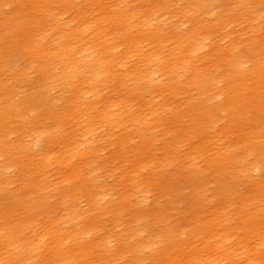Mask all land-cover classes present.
<instances>
[{
  "label": "rangeland",
  "instance_id": "374dc122",
  "mask_svg": "<svg viewBox=\"0 0 264 264\" xmlns=\"http://www.w3.org/2000/svg\"><path fill=\"white\" fill-rule=\"evenodd\" d=\"M61 1L64 0L52 4L51 13L58 17L59 27L48 35V40L53 39L50 44L81 23L95 26L93 21L98 17V12L92 10L96 9L93 0H72L64 14L59 8ZM152 1L143 0L146 5ZM168 1L169 10L156 21L163 22L152 27L173 35V42L163 43L167 52L161 61L171 56L174 62L180 61L175 38L187 34L198 21L209 24L211 17L190 16L188 11H194V0ZM211 1L210 15L238 2ZM102 3L112 5L111 0ZM19 5L12 1L1 7L0 19L11 15ZM254 11L257 20L250 23L253 30L244 17L232 20L212 40L202 41L191 63L173 73V81L181 86L173 93L162 89L169 80L166 72L153 70L152 64L143 65L130 56L123 59L122 47L114 52L121 65L112 68L110 76L97 85L88 84L86 77L84 80L70 74L58 79L62 64L53 60L52 52L33 58L30 53H20L7 59V67L0 74L6 86L0 104L10 102L6 95L9 91L15 102L26 94H32L35 102L34 111L24 109L22 125L14 117L0 122V232L15 239L8 244L6 236L2 238L0 234V243L4 241L0 252H6L0 254V264H172L173 256L189 255L192 243L196 246L205 239L215 245V240L206 239L204 233L220 226L229 235L225 247L233 244V248L243 252L248 245L263 250L264 246L259 245L264 242V89L256 97L249 89L251 108L243 113L240 124L225 127L228 114L221 109L228 90L222 80L227 73L225 67L208 65L219 52L231 57L226 50L230 44L233 52L240 55L241 71L264 62V6H257ZM43 20L38 16L34 25ZM33 29L27 31L28 41L36 34ZM82 36L92 47L99 43L90 30L77 38ZM22 38L26 43L25 35ZM254 42V48L249 50ZM141 46L146 51L149 45L145 42ZM147 69L146 80L150 79L152 85H143L145 89L139 90L134 81L123 78L131 72H138L131 73L135 77L141 76ZM53 72H57L54 77ZM196 73L211 82L210 92L205 94L204 89L185 86ZM256 82L249 79L245 89ZM206 112L216 117L204 121L201 116ZM194 118L198 120L196 124L191 122ZM96 192L107 196L100 210L90 201ZM244 222L246 231L249 224H255L257 229L249 231L252 235L239 243L237 228L244 227ZM79 224L87 232H81ZM62 227L68 233L77 229L73 242L64 245L61 241L50 245L52 248L47 241L44 249L26 250L27 242L36 241V233L60 231ZM194 233L196 237L188 238ZM22 238L25 241L19 240ZM214 254H209V260L220 261V253Z\"/></svg>",
  "mask_w": 264,
  "mask_h": 264
},
{
  "label": "bare ground",
  "instance_id": "6f19581e",
  "mask_svg": "<svg viewBox=\"0 0 264 264\" xmlns=\"http://www.w3.org/2000/svg\"><path fill=\"white\" fill-rule=\"evenodd\" d=\"M12 1L19 2L21 4V7L19 5L15 10L14 9L12 10L11 15L4 16L0 19V74L4 72V69H6L7 67V64L9 62L7 61V59L11 57L12 60L14 55L16 54L21 53L25 55L26 53H30V57L33 58L34 55L38 56L40 53L46 54L48 52H52L53 60L60 62L62 64V68L60 71H58V75L57 76L55 75L57 72H53L52 77L56 76L58 79L63 80L64 77H67L70 74L76 78L86 77V79L88 78L87 80L85 78L83 79L86 80L88 84L97 85L100 81L110 76V72L112 68L121 65L120 64L121 60L118 59V57L115 55L114 52L118 49V47H122L123 59H128V57L130 56L139 60L141 63L144 62L143 65H146L148 63L152 64L154 66L153 70L159 69L160 71L166 72V77L169 78V80L162 87V89L164 91H170L172 93H173V89H178L179 87H181L180 84H177L176 82L173 81V73L176 70L181 69L182 65L187 66L191 63V60L194 56L193 54L200 49L202 41L212 40L213 35L216 32L226 28V26H228L232 20L235 21L244 17L248 21L250 30H253L252 24L250 23L252 22L254 23L255 19L257 18L256 16L257 14H255L257 12H255L254 9L257 6H264V0H238V2H236L237 5L232 6L228 10L219 11L218 13H216V15H210L212 9L211 0H194L193 1V3L195 4L194 11L193 12L188 11L190 16H194L195 14L201 16L208 15L211 17V21H209L210 22L209 24L207 22L203 23L202 21H198L196 23L197 24L196 27H194L191 31L187 32V34L175 38L174 41L179 44L177 45L176 49L179 50L180 61L174 60L173 62V57L171 56H168L167 61L166 60L161 61L162 56L165 54V52H167V50L163 46V43L173 42V35H165L163 30L152 27L155 24L158 23L161 24L163 22V20H161L160 22H156V21H158L157 17H159L161 14L166 15V12L169 10L171 4L169 3L168 0H154L152 1L151 5L144 4L143 0H111L112 5L110 6H106L104 3H102L104 2V0H93L96 9H92V8L91 9L94 11L96 10L95 12H98V17L95 18L93 21L95 26L92 27L88 25L84 26L85 23H81L77 25L73 30H71V32L68 35L66 36L59 35L56 39H54L55 43L53 44H50V42L53 39L48 40V35L53 34L54 30L58 29L59 27V25H57L59 21L58 17H56V14L54 15L53 13H51V9H53L52 4L55 3V0H37L35 3H33L32 0H26L28 4L24 3L22 0H0V9L5 5L12 4ZM71 3L72 0H64L60 2L59 8L61 10V14H64L67 11V8L70 7ZM229 11H231V13H228ZM261 11L262 9L259 10V12L262 14ZM35 16H36V21H34ZM38 16L43 17L44 20L39 25L35 26L34 24L37 22ZM262 24L264 23L262 22ZM33 28H35L36 34H33L32 36L30 35L31 38L28 41L27 31ZM95 29L96 31H94ZM88 30L93 32L94 36L98 37L99 46L96 43L94 44V47H92L89 44L88 40H86V36L77 38V35H83ZM203 32H205L206 34L203 35ZM24 35L26 37V43L22 38ZM109 41H112L113 43H111L110 45L108 43ZM145 42L149 46L146 51H142L141 45ZM254 45L255 42L249 45L248 49L252 50L254 48ZM262 46L263 47L261 54H264V42L262 43ZM226 50L229 52V55H231V57L228 58L224 57L223 54H221L222 52H219V55H217L211 62H208V65L214 67H220V68L225 67L224 69L227 75L223 77L222 82L224 81L226 82L228 93L226 97V102L224 104L225 107L224 109L221 110L226 111L228 114L226 118L227 120L225 123V127L228 124L231 127H233L241 123L243 119L242 116L243 113L251 108V100L247 96V94L250 92L249 89H251V93H254V97L258 96L257 94H259L260 92H261L260 95L262 94V90L264 89V80H262V77L264 75V62L257 63L249 71H241V64L239 62L240 55H237L233 52L234 50L233 45L230 44V46H228ZM47 64L49 65L48 62ZM148 69L144 73H141V71L139 70L141 76L135 77V75H131V73L137 74L138 72H131L123 75V78L125 79L127 77V80L134 81V83L137 85V88L139 90L145 89L146 85L147 87H150L152 85L150 79L146 80V77L149 75L147 72ZM197 69L198 68H196L195 70ZM129 76L131 77L128 78ZM48 77L50 78V76ZM142 77L144 79V83L143 82L140 83ZM249 79H255L257 82L252 87L245 89V85L249 81ZM54 80L57 81V79L55 78ZM4 82L5 81H2V78L0 77V99L3 93L5 92L4 89L6 86ZM62 82L65 83L66 81L64 80ZM210 83L211 82L207 83V79L203 80L201 77H199V74L196 73L194 76H192V78L189 81H187V84L185 86H188L195 90L197 88L204 89L206 94L210 92ZM143 85H145V87ZM65 87L66 86H64L63 89ZM6 95H8V97L10 98V102H8L9 101L8 99L7 101L8 103L6 102L7 104H0V122L1 123L4 122L5 118L7 117H14L17 118V121L22 125L24 123V119H22L23 117L21 118V116L23 115V112L27 108H32V104L33 102H35L34 96L32 94H26L22 97L21 101L15 102L11 98V91L7 92ZM72 97L71 99H73ZM263 98L264 97H262V99ZM262 101L263 100H261V102ZM151 103L153 104V102ZM149 107H151V105H149ZM156 107L158 106L156 105ZM151 108H148L149 112L152 111ZM263 109L264 108H262V111ZM30 111H34V109L32 108ZM252 114H254V112ZM76 116H74V119ZM215 117L216 115H214L212 112L210 113L206 112L204 115L201 116V118L204 119V121H212ZM76 119L77 121H79L78 116L76 117ZM98 120H96V122ZM197 121L198 120L194 118L192 119L191 122L192 124H196ZM225 127L224 129H226ZM84 134L88 136L87 131H85ZM66 142L64 143L66 144ZM239 142L237 141L236 143ZM245 144L246 146L248 145L247 143ZM240 146H242V144H240ZM100 192H96V194L90 196V201L91 203H93V205L95 206L93 207L96 210H100L101 208H103L104 205L103 200H105L107 197V196L105 197V195H100ZM158 216H160V213L158 214ZM44 227L42 228V230L44 229ZM80 227L81 229L83 228L81 225ZM247 228L248 227L246 223L244 224V227L237 228L238 237H239L237 238V240L239 241V243L243 241L245 236L251 234V233L249 234V231L257 229V227L255 228V224L254 225L249 224V229L246 231ZM83 230L87 232L86 229H82L81 232ZM75 231H77V229H75ZM75 231L68 233L66 227H62L60 231L44 230V231H40L39 234L36 233L37 235L34 234L33 232L32 236L36 235L35 237L36 241L34 242V239L32 240L27 239L30 240L31 243L29 242L28 244L27 242L29 249L27 248L26 250H28L29 252H31V250L37 251L38 249L43 248L42 246L47 241L49 246L60 244L61 241L62 244L66 245L67 243L73 242L76 239V238L73 239ZM88 231L90 232L91 230ZM0 234L2 233L0 232ZM52 234H55V236H53ZM185 234L187 235L188 233ZM196 235L197 234L195 233L188 235V238H192L193 236L196 237ZM204 235H206L205 237L206 239L208 237L211 238L212 240H215V245L213 246L209 245V243L205 239H202L196 246H192L193 244L192 243L189 248V252H190L189 255H187V257H183L182 255L173 256L172 264H218L221 261H226L227 264H264V261H262L260 257L261 254L259 253V251H261L262 255L264 256V247L262 250V248L258 249L257 247L252 245H251L252 247H247L248 246L247 245L244 251L242 249L243 252H241V249L238 247L233 248V244H230L228 247H225L224 243L228 240L227 238L229 237V235L226 234V230L224 226H220L218 229H213L211 231H208L207 233H204ZM5 236H6L5 241L8 244H10L9 241L14 239L13 235L8 234ZM5 236H3V234L1 235L2 238ZM15 238L17 237L15 236ZM263 238L264 237H262V239ZM19 240H23V238ZM77 240H79V237L77 238ZM23 241H25V239ZM1 243H4V241ZM19 243L21 245V241H19ZM259 246H264V242L261 243ZM0 247H2V245ZM23 250H25V248ZM50 250L53 249L50 248ZM46 252L52 254V251L50 252L48 250ZM3 253L1 254L0 252L1 255H3ZM212 253H215L214 255L220 253L219 255H217L218 258L221 257L220 261H217V259L209 260L212 257L209 256V254ZM51 254L48 255L51 256ZM241 259L243 261H241Z\"/></svg>",
  "mask_w": 264,
  "mask_h": 264
}]
</instances>
